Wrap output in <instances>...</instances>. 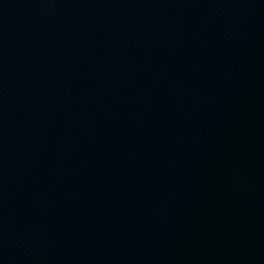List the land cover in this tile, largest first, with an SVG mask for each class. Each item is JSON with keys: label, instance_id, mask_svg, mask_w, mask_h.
I'll use <instances>...</instances> for the list:
<instances>
[{"label": "water", "instance_id": "95a60500", "mask_svg": "<svg viewBox=\"0 0 264 264\" xmlns=\"http://www.w3.org/2000/svg\"><path fill=\"white\" fill-rule=\"evenodd\" d=\"M0 264H264V0H0Z\"/></svg>", "mask_w": 264, "mask_h": 264}]
</instances>
